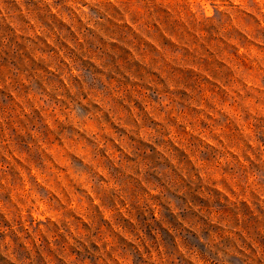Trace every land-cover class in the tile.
I'll list each match as a JSON object with an SVG mask.
<instances>
[{
  "label": "clouds",
  "instance_id": "9594fccd",
  "mask_svg": "<svg viewBox=\"0 0 264 264\" xmlns=\"http://www.w3.org/2000/svg\"><path fill=\"white\" fill-rule=\"evenodd\" d=\"M0 264H264V0H0Z\"/></svg>",
  "mask_w": 264,
  "mask_h": 264
},
{
  "label": "rangeland",
  "instance_id": "374dc122",
  "mask_svg": "<svg viewBox=\"0 0 264 264\" xmlns=\"http://www.w3.org/2000/svg\"><path fill=\"white\" fill-rule=\"evenodd\" d=\"M200 86H201V87H205V88L207 87L206 85H203V84H201ZM205 94H207V93H205ZM197 119H198V118H197ZM208 123L211 125L212 122H211V121H208ZM12 127H13V128H16L17 131H23V129L18 128V126H17L16 124H13ZM106 130H107V131H110V129H107V128H106ZM217 130H218V129H217ZM200 131H201L202 133H206V132H207V129H202V130H200ZM225 131H226V132H230L231 130L226 128ZM5 132H6V130H5ZM174 135H175V132H174ZM232 135H233V137H235V133H234V132L232 133ZM182 138H185V137H182ZM81 143H82V142H81ZM21 144H23V141H21ZM77 148L79 149V146H77ZM57 150H58V149H57V146H56L55 144H53L52 147L49 149V151H53V152H55V151H57ZM10 155L14 156L15 154L12 153V154H10ZM22 158H23V157H22V155H21L20 160H22ZM20 160H17V161H16L17 167L20 166ZM121 211L123 212V209H121ZM104 214H105V215H108V212L105 211ZM225 214L227 215L228 213H225ZM165 226H167V225H165ZM101 228L103 229V225L101 226ZM169 230H171V229H169ZM193 239H194V238H193L192 236H190V235L187 237V240H189V241H191V240H193ZM146 255H147V254H146ZM151 255H152V257L154 258L155 253L152 252ZM45 259L50 260V257H48L47 254H45Z\"/></svg>",
  "mask_w": 264,
  "mask_h": 264
}]
</instances>
